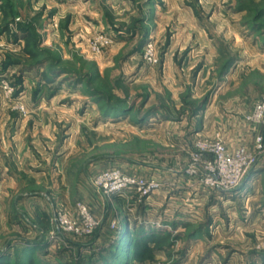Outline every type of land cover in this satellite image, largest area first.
Segmentation results:
<instances>
[{
	"label": "rangeland",
	"instance_id": "1",
	"mask_svg": "<svg viewBox=\"0 0 264 264\" xmlns=\"http://www.w3.org/2000/svg\"><path fill=\"white\" fill-rule=\"evenodd\" d=\"M260 98L264 0H0V264H264V149L229 191L187 172L218 133L253 150ZM78 202L90 234L55 222Z\"/></svg>",
	"mask_w": 264,
	"mask_h": 264
},
{
	"label": "built area",
	"instance_id": "2",
	"mask_svg": "<svg viewBox=\"0 0 264 264\" xmlns=\"http://www.w3.org/2000/svg\"><path fill=\"white\" fill-rule=\"evenodd\" d=\"M152 43L146 46L149 60L156 61L152 53ZM247 123L264 127V98L258 99L250 112L245 115ZM264 149V135L260 130L254 133L253 150L245 145L230 149L221 133L214 138L201 139L196 144L193 160L187 172L200 177L205 187L218 191H229L236 188L247 172L257 161L258 152ZM94 184L105 192L115 193L135 188L145 194L159 184L153 179L123 173L119 169L104 170L95 178ZM77 209L80 221H76L66 213L55 215V222L60 229L76 233L90 234L99 226V220L91 213L85 202H78ZM116 226V222H112Z\"/></svg>",
	"mask_w": 264,
	"mask_h": 264
},
{
	"label": "trees",
	"instance_id": "3",
	"mask_svg": "<svg viewBox=\"0 0 264 264\" xmlns=\"http://www.w3.org/2000/svg\"><path fill=\"white\" fill-rule=\"evenodd\" d=\"M126 223V222H125ZM126 228V227H125ZM124 227L120 230V234L122 235V236H124V237H126L128 240H129V242H126V247L125 248H127V247H129V248H131V247H133L132 245H133V238L130 236V231H126L127 229H125ZM123 250H124V246H123Z\"/></svg>",
	"mask_w": 264,
	"mask_h": 264
}]
</instances>
